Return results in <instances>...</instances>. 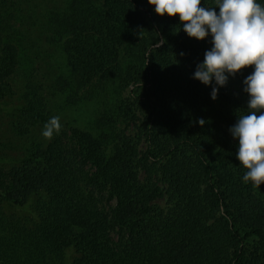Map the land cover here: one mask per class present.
<instances>
[{"label": "trees", "instance_id": "obj_1", "mask_svg": "<svg viewBox=\"0 0 264 264\" xmlns=\"http://www.w3.org/2000/svg\"><path fill=\"white\" fill-rule=\"evenodd\" d=\"M9 28L0 20V100L20 65ZM53 30L68 101L104 104L96 131L71 124L0 166V264H264V183L243 182L229 131L254 66L212 100L192 78L211 37H189L148 0H71ZM28 77L20 135L51 118ZM24 206L32 221L7 209Z\"/></svg>", "mask_w": 264, "mask_h": 264}, {"label": "clouds", "instance_id": "obj_2", "mask_svg": "<svg viewBox=\"0 0 264 264\" xmlns=\"http://www.w3.org/2000/svg\"><path fill=\"white\" fill-rule=\"evenodd\" d=\"M160 16L178 15L180 29L189 37L205 40L211 37L210 49L196 65L192 78L211 86V99L229 77L254 66L243 80L248 95L247 111L238 115L229 129L238 141L236 159L247 169L242 180L254 186L264 183V0H148ZM216 8L219 11H216ZM160 43H163L161 41ZM157 43L155 47H159ZM59 117L53 116L44 125L42 135L49 138L60 129ZM203 126L206 121L198 120Z\"/></svg>", "mask_w": 264, "mask_h": 264}, {"label": "rangeland", "instance_id": "obj_3", "mask_svg": "<svg viewBox=\"0 0 264 264\" xmlns=\"http://www.w3.org/2000/svg\"><path fill=\"white\" fill-rule=\"evenodd\" d=\"M71 0H0V20L8 21L20 45L19 71L11 80V89L0 100V166L8 168L16 162L23 150L33 142L45 138L40 127L27 135H20V113L22 98L26 92V77L42 86L51 117L58 116L60 129L71 124L95 130L100 116V99L71 104L60 79L66 80L70 75L65 56L54 42L53 24L60 13H63ZM110 92H106V98ZM59 129V130H60ZM96 131V130H95ZM56 131L53 132L55 134ZM22 158V157H21ZM14 159V160H13ZM13 160V162H12ZM149 177V175L147 174ZM158 181V177L152 176ZM154 203L160 208L169 205L166 196L158 197ZM28 207H8L27 221L33 219V209Z\"/></svg>", "mask_w": 264, "mask_h": 264}]
</instances>
